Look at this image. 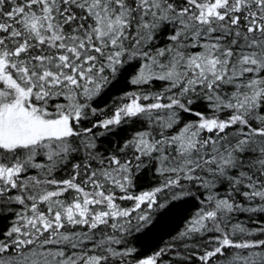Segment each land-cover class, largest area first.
<instances>
[{
    "label": "snow or ice",
    "instance_id": "6c2138e0",
    "mask_svg": "<svg viewBox=\"0 0 264 264\" xmlns=\"http://www.w3.org/2000/svg\"><path fill=\"white\" fill-rule=\"evenodd\" d=\"M0 264H264V0H0Z\"/></svg>",
    "mask_w": 264,
    "mask_h": 264
}]
</instances>
